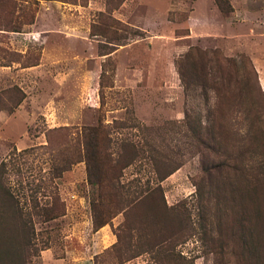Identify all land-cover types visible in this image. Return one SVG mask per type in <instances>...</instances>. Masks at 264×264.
Segmentation results:
<instances>
[{
	"label": "rangeland",
	"instance_id": "374dc122",
	"mask_svg": "<svg viewBox=\"0 0 264 264\" xmlns=\"http://www.w3.org/2000/svg\"><path fill=\"white\" fill-rule=\"evenodd\" d=\"M229 2L0 0V264H264V0ZM98 125L140 152L121 195L51 170Z\"/></svg>",
	"mask_w": 264,
	"mask_h": 264
},
{
	"label": "trees",
	"instance_id": "16d2710c",
	"mask_svg": "<svg viewBox=\"0 0 264 264\" xmlns=\"http://www.w3.org/2000/svg\"><path fill=\"white\" fill-rule=\"evenodd\" d=\"M215 2L218 8L222 12H229L232 10V6L229 0H215ZM12 30H16V29H12ZM130 35L132 37H135V36H138V33L137 31H134V32L130 31ZM188 57H192L190 52L182 56L179 59V61L176 62L177 70L179 72L181 80L185 83H186V73L184 71V64L182 62V59L188 58ZM211 60L216 61V64L218 65V67L219 68L221 67L218 56L213 55ZM218 67L214 70V68L211 66L210 74L213 75L214 73L220 72L219 79H222L223 74L221 73V70ZM204 75H207V72H204ZM219 79H216L213 84V88L215 89L217 97H218L219 91L222 88L220 84L221 81ZM16 89L18 92L20 91V97L15 102L13 107H16L24 97V93L19 88H16ZM1 107L2 106L0 105V109ZM186 117L188 116L186 115ZM194 124L195 122H192V121L190 122V120H187V127L189 128L192 134V137L199 138L200 140L202 136L201 126L197 124L194 125ZM107 133L108 132L105 131V129L100 125L83 127L82 130H80L78 135L76 136L77 144H80L82 147V156L80 155V158L78 159L74 158V159H70L69 161H65L64 166L62 165L61 168L57 166H51V170L53 169L56 172L57 170H59L61 172L69 168V166L72 163L76 162L77 160L84 161L86 165L87 181L90 185H93V186L95 185L99 189L102 188L103 186H110L114 188L117 192L119 188L124 193L123 191L124 183H121L124 169L138 160L137 157L140 156L139 155L140 152L136 144H133V143L131 144L126 141L124 142L121 141L119 145L120 149L117 150V152H114L112 151V147L108 143L109 142L108 140H110L109 138H107L108 146L106 145L103 148L102 141H103V138L107 137ZM126 149H129L131 154H130L129 159H127L126 161H123L125 157ZM149 162H151L153 173L160 174V169L158 168L157 159L155 160L153 157H150ZM109 171H111L110 174H109ZM6 173H7V162L3 160L0 162V178ZM57 174H59V172L56 173L55 176H59ZM159 178L162 179L163 178L162 175H160ZM155 188L156 187H153L147 181L145 185H143L142 187L138 189V191L136 192L137 193L136 197L140 198L142 197V195L143 196L145 195V197H148L146 195L148 194L150 195V193H153L154 191H156ZM157 189L161 190L160 187H158ZM7 193L11 196L8 190H7ZM119 195L121 194L119 193ZM94 220H95L96 226H101L103 224L101 221L102 219H99L98 221H96L97 217L94 216ZM178 232L179 231H174L168 237H165L164 239L160 241H156L152 245L150 244L149 250L153 252L155 251L157 253L173 250V244H170V243L172 242L173 237L178 234Z\"/></svg>",
	"mask_w": 264,
	"mask_h": 264
},
{
	"label": "crops",
	"instance_id": "0c3cea01",
	"mask_svg": "<svg viewBox=\"0 0 264 264\" xmlns=\"http://www.w3.org/2000/svg\"><path fill=\"white\" fill-rule=\"evenodd\" d=\"M249 13H250V11H249ZM250 23V25H252V28H255V26L257 25V23H255V22H249ZM258 25H261V23L260 22H258Z\"/></svg>",
	"mask_w": 264,
	"mask_h": 264
}]
</instances>
